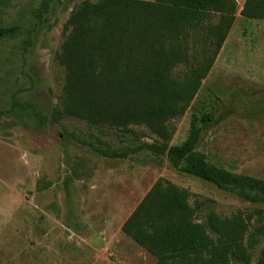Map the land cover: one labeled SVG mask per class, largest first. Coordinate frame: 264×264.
Here are the masks:
<instances>
[{"label": "rangeland", "instance_id": "obj_1", "mask_svg": "<svg viewBox=\"0 0 264 264\" xmlns=\"http://www.w3.org/2000/svg\"><path fill=\"white\" fill-rule=\"evenodd\" d=\"M84 0H0V264H154L122 237L119 227L159 177L191 192L197 219L214 211L252 216L264 225V202L252 203L174 169L147 149L126 158L93 148L126 150L156 137L94 126L63 109L64 67L57 61L72 9ZM97 1V0H90ZM236 19L186 113L169 123L181 143L191 115L211 113L197 150L215 166L264 178V21ZM188 67L174 69L177 78ZM61 118L51 119L55 110ZM68 183V187L65 184ZM262 210L257 221V210ZM264 233L252 250L255 263Z\"/></svg>", "mask_w": 264, "mask_h": 264}, {"label": "trees", "instance_id": "obj_2", "mask_svg": "<svg viewBox=\"0 0 264 264\" xmlns=\"http://www.w3.org/2000/svg\"><path fill=\"white\" fill-rule=\"evenodd\" d=\"M49 0H43L46 11ZM236 0H84L65 24L56 55L64 67L63 109L94 126L135 132L144 126L155 137L126 150L93 148L111 158L147 149L171 166L252 203L264 202V178L234 173L210 163L197 150L202 124L211 113L192 114L186 138L171 144L169 123L183 116L209 73L236 19ZM241 17L264 20V0H244ZM16 26L2 28L13 33ZM186 65L182 77L174 69ZM59 110L51 119L58 122ZM68 187V183L65 184ZM191 192L159 177L121 226V231L156 259L154 264H264L252 250L264 225L251 229L252 216L214 211L197 219ZM257 210V221H262Z\"/></svg>", "mask_w": 264, "mask_h": 264}, {"label": "crops", "instance_id": "obj_3", "mask_svg": "<svg viewBox=\"0 0 264 264\" xmlns=\"http://www.w3.org/2000/svg\"><path fill=\"white\" fill-rule=\"evenodd\" d=\"M243 3H244V1H243ZM243 3L241 4V8H242V6H243ZM237 6H238V4H237ZM241 8H240V10H241ZM240 10H239V11H240ZM263 21H264V20H263ZM157 179H158V178H157ZM157 179H156V180H157ZM156 180H155V181H156ZM152 185H153V184H152ZM152 185H151V186H152ZM151 186H150V187H151ZM149 189H150V188H149ZM149 189H148V190H149ZM148 190H147V191H148ZM147 191H146V192H147ZM146 192H145V194H146ZM145 194H144V195H145ZM144 195H143V197H144ZM143 197H142V198H143ZM142 198H141V199H142ZM126 219H127V218H126ZM126 219H125V220H126ZM125 220H124V221H125ZM124 221L121 223V225H120V227H119V230H120V233L122 234V235H121L122 237L117 238V239H116V242H117V243H115V245H114V246L117 248V251L122 250L124 246L126 247V246L129 245V242H132V243H134L138 248H140L141 250H143V251L149 253V252L146 251L145 249L141 248V247H140L138 244H136V243H135L130 237H128L127 235H125V234L121 231V226H122V224L124 223ZM149 254H150V253H149ZM150 255H151V254H150ZM151 256H153V255H151ZM153 257H154V256H153ZM154 258H155V257H154ZM155 261H156V259H155Z\"/></svg>", "mask_w": 264, "mask_h": 264}]
</instances>
